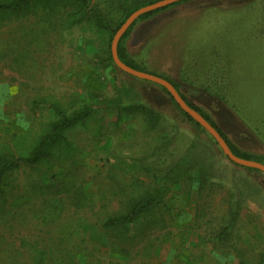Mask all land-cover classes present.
<instances>
[{
    "label": "rangeland",
    "instance_id": "1",
    "mask_svg": "<svg viewBox=\"0 0 264 264\" xmlns=\"http://www.w3.org/2000/svg\"><path fill=\"white\" fill-rule=\"evenodd\" d=\"M88 1L106 28L80 20L72 0L0 13V154L26 156L58 112L93 111L48 159L4 180L0 264H264V174L230 163L160 87L110 58V30L148 0ZM123 45L264 161V0L180 3L137 21ZM187 154L214 179H164ZM146 195L155 205L131 227L105 226Z\"/></svg>",
    "mask_w": 264,
    "mask_h": 264
},
{
    "label": "trees",
    "instance_id": "2",
    "mask_svg": "<svg viewBox=\"0 0 264 264\" xmlns=\"http://www.w3.org/2000/svg\"><path fill=\"white\" fill-rule=\"evenodd\" d=\"M56 0H8L5 2H0V13H7V12H23L28 11L33 7L40 6L41 8H45L50 2H54ZM69 1V0H65ZM76 7L77 11L81 13L80 20L87 19V20H93L95 25L99 28H106L103 24L102 18L98 16V14H90L89 12V1L88 0H72ZM162 0H148L147 2L140 3V5H133L131 6L124 15L120 18V20L117 22L114 29L110 30V41L115 33V31L124 23V21L127 19V17L133 13L134 11L138 10L139 8L154 4L156 2H159ZM191 0H184L179 3H175L171 6L178 5L180 3L188 2ZM171 6H168L166 8L153 11L151 13L144 14L140 16L124 33V35L121 37L118 46H117V55L119 60L128 66L129 68L138 71V72H144L150 75L158 76L153 73H150L148 71H145L143 68H141L127 53L125 50V47L123 45V41L128 38L130 35V32L132 28L134 27L135 23L137 21H143L149 18L150 16L159 13ZM109 53V52H108ZM111 58V57H110ZM164 80H166L168 83H170L174 89L178 92L180 97L183 99V101L194 111H196L200 116H202L203 119H205L223 138V140L226 142L227 146L229 147L230 151L233 155L236 157L257 162L264 165L263 159L260 157L251 156L249 154H246L244 152H241L238 150L234 145H232L226 136L222 133L220 126L217 125L208 115H206L202 110H200L198 107L194 106L189 100L187 94H183L180 90L182 86L175 81L169 80L167 78L158 76ZM159 87V86H158ZM161 88V87H160ZM161 92L164 94V96L168 99V101L179 111L180 115L189 123H191L197 130L201 129L198 124L194 123L190 117H188L186 114H184L178 106L174 103L173 99L170 97L168 92L161 88ZM207 93V92H206ZM189 95H194V93H190ZM210 97H212L210 95ZM215 95L213 96V98ZM207 100H205L206 102ZM161 103V102H160ZM218 103H221V100L218 101ZM212 108V107H211ZM213 113L220 121V125H225L222 114L216 110L215 107H213ZM143 111H149L147 116L150 117L152 115V111L150 110H143ZM93 114V111L90 108H85L84 110L77 112L75 114H72L70 116H66L62 113L58 112L59 119L55 121L47 134L42 136L34 145V147L28 152V154L24 157H15V156H8L5 154H0V194L3 192V186H4V180L11 175L12 173L18 171L21 167H33L44 160L48 159L51 156V150L53 147L57 146L61 142H65L64 132L70 128H73L74 126L84 122L89 116ZM201 131H203L201 129ZM204 132V131H203ZM189 153V152H188ZM197 163L190 158V155L187 154L184 158H181L178 162H176L164 175V179H173V182H175L178 178L183 179H193V177L196 178V181L200 180L202 178V175L204 173H207V177L210 180H213V174L211 173V167L203 168L202 166H196ZM234 165V164H233ZM236 166V165H235ZM244 169V168H243ZM249 173H257L260 172L253 169H245ZM204 172V173H203ZM154 195L152 196H140L138 198H135L128 202L126 209L113 217H110L107 222L105 223V226L113 227V228H129L134 224L137 220L141 219L144 215L148 213V211L155 205L153 200ZM231 218V217H230ZM230 220V219H229ZM233 219L231 221L222 220V228L219 232V237H223L228 234V230L230 226L232 225Z\"/></svg>",
    "mask_w": 264,
    "mask_h": 264
},
{
    "label": "water",
    "instance_id": "3",
    "mask_svg": "<svg viewBox=\"0 0 264 264\" xmlns=\"http://www.w3.org/2000/svg\"><path fill=\"white\" fill-rule=\"evenodd\" d=\"M184 0H162L159 2H156L154 4L139 8L138 10L134 11L131 13L127 19L124 21V23L115 31L111 41H110V56L111 60L114 64V66L122 73L136 78L141 81L149 82L151 84H154L156 86H159L163 89H165L170 97L173 99L174 103L178 106V108L186 114L188 117L191 118V120L198 124V126L204 130L216 143V145L219 147L220 151L224 155V157L232 164L244 168V169H253L257 170L261 173L264 174V165L253 162V161H248V160H243L235 155L232 154L230 151L229 147L227 146L226 142L223 140V138L219 135V133L205 120L200 116L196 111L192 110L180 97L178 92L174 89V87L168 83L166 80L150 75L144 72H138L135 71L125 64H123L117 55V46L118 43L121 39V37L124 35V33L128 30V28L142 15L151 13L153 11H157L163 8H166L168 6H171L175 3L182 2Z\"/></svg>",
    "mask_w": 264,
    "mask_h": 264
},
{
    "label": "crops",
    "instance_id": "4",
    "mask_svg": "<svg viewBox=\"0 0 264 264\" xmlns=\"http://www.w3.org/2000/svg\"><path fill=\"white\" fill-rule=\"evenodd\" d=\"M220 62V61H219ZM220 65L225 69V67L220 63ZM225 70H227V69H225ZM190 79V77L188 78V77H186V78H184V81L185 82H187V84H189V82H191V80H189ZM228 79V78H227ZM192 82H194V84H196V85H199L200 84V82L199 81H195V80H193ZM179 83V82H178ZM202 83V82H201ZM180 84V83H179ZM181 85V84H180ZM191 85V84H190ZM191 87H193V83H192V85H191ZM205 89V88H204ZM211 90H212V88H210ZM196 93H194V95H195ZM202 95H211L212 97L215 95L214 94V92H209V93H207V94H205L204 92H202L201 93Z\"/></svg>",
    "mask_w": 264,
    "mask_h": 264
}]
</instances>
